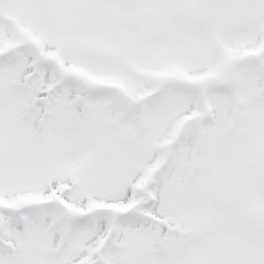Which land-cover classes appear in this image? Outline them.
<instances>
[{
	"label": "snow or ice",
	"instance_id": "obj_1",
	"mask_svg": "<svg viewBox=\"0 0 264 264\" xmlns=\"http://www.w3.org/2000/svg\"><path fill=\"white\" fill-rule=\"evenodd\" d=\"M0 264H264V0H0Z\"/></svg>",
	"mask_w": 264,
	"mask_h": 264
}]
</instances>
